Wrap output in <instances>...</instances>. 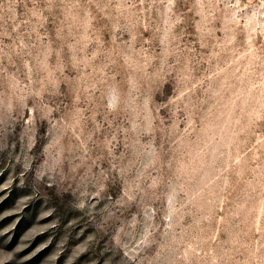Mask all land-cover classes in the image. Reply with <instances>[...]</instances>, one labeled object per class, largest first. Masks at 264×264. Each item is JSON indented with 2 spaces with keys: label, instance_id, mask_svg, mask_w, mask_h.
Segmentation results:
<instances>
[{
  "label": "rangeland",
  "instance_id": "obj_1",
  "mask_svg": "<svg viewBox=\"0 0 264 264\" xmlns=\"http://www.w3.org/2000/svg\"><path fill=\"white\" fill-rule=\"evenodd\" d=\"M0 264H264V0H0Z\"/></svg>",
  "mask_w": 264,
  "mask_h": 264
}]
</instances>
